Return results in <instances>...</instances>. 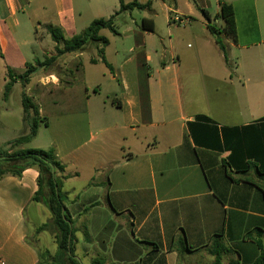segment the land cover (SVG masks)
<instances>
[{"label":"crops","instance_id":"obj_1","mask_svg":"<svg viewBox=\"0 0 264 264\" xmlns=\"http://www.w3.org/2000/svg\"><path fill=\"white\" fill-rule=\"evenodd\" d=\"M124 1L152 5L140 21L131 11L134 27L124 33L101 32L112 71L92 63L95 45L87 58L85 50L84 102L64 101L50 117L39 109L45 123L37 136L10 153L56 150L69 176L64 196H75L67 209L84 234V264H212L217 235L229 250L223 264H253L264 254V0ZM222 3L235 12L236 39L225 42L229 64L209 31L224 25ZM119 10L120 0H0L2 86L8 70L24 74L39 52L56 55L47 26L70 39ZM116 37L133 40L132 48H116ZM38 71L45 86L47 70ZM53 119L66 125L67 139L43 145ZM23 122L21 136L31 130L24 112ZM39 175L30 167L0 178V264L42 262L29 239ZM77 179L84 185L66 191ZM75 254L81 260L76 245Z\"/></svg>","mask_w":264,"mask_h":264},{"label":"trees","instance_id":"obj_2","mask_svg":"<svg viewBox=\"0 0 264 264\" xmlns=\"http://www.w3.org/2000/svg\"><path fill=\"white\" fill-rule=\"evenodd\" d=\"M167 1V0H164ZM152 2L149 1L146 4H140L137 1L126 3L124 0H120V10L108 19L100 18L94 20L84 31L80 34L73 36L70 39H66L63 31L60 28L54 26H47V31L51 35L52 40L57 44L56 55L47 58L44 61H36L33 64H27V70L24 74L17 76L11 70L7 72L8 82L4 88V98L8 99L13 86L16 82L20 81L24 87L29 85L33 75L39 68H45L47 65L51 66L63 55L70 53L83 52L89 45H95L98 53V59H92V63L102 61L112 71V67L109 65L105 58V49L109 45V39L101 35L103 30H109L113 34L117 35L116 30V18L123 12H131L134 10L150 11ZM202 13L206 18L210 20V16L207 11L202 10ZM219 18L224 21V25L219 27L216 24L209 25V31L214 36L216 43L220 49L224 52L225 62L229 64L227 56L226 39H236V21L235 12L232 5L222 3L220 6ZM151 20L144 19L143 26L148 31H153V25L147 24ZM22 105L24 110V119L31 122V130L28 135L21 136L11 143V147L15 148L20 145L31 142L38 134V130L41 123H45L40 118L39 108L33 102V99L23 94ZM36 168L39 171V190L34 196V202L43 203L53 214L52 224L55 225L60 234L57 236V251L52 255L49 251L40 252L42 262L40 264H82L75 254V234L76 228L73 226L74 220L72 219L66 205L63 195L62 187L63 183L69 176H65V164L58 158L56 150L50 148L48 150L43 149H26L17 152L10 153L6 150H0V178L6 175L21 176L22 172L27 168ZM58 173V174H57ZM47 181L51 188V196L46 198L44 196V182ZM50 227V223H46L38 228V232L47 230ZM88 239V237H87ZM32 244V243H31ZM211 254L215 257L213 264H223V254L229 252L225 245L221 242V236L214 237V245ZM50 257V260L43 262L44 258ZM93 264H104L103 260L95 259ZM229 264H241L240 261H231ZM253 264H264V254H262L257 261Z\"/></svg>","mask_w":264,"mask_h":264},{"label":"rangeland","instance_id":"obj_3","mask_svg":"<svg viewBox=\"0 0 264 264\" xmlns=\"http://www.w3.org/2000/svg\"><path fill=\"white\" fill-rule=\"evenodd\" d=\"M114 6V5H113ZM117 6V2H115V7ZM156 9L158 11V20L160 24L163 23L166 13L164 10L163 5L157 4ZM143 15V12L136 11L133 14L134 18H139ZM140 21V18L138 19ZM164 24V23H163ZM133 19L131 16V12H123L116 18V30L119 33H124L130 28H133ZM104 34L109 35L111 34L109 31H105ZM133 43V40L129 38H121L116 37L114 41V45L118 49H125L129 50ZM45 47L48 48V42L44 43ZM92 45H89L86 48L87 54L85 57L87 58L89 55H92ZM82 57L79 54H82ZM136 55V53H135ZM76 56L78 58H76ZM38 57L40 60H46L47 56L42 52L38 53ZM36 57L32 58V63L36 61ZM84 51L72 53L71 55H63L61 56L56 63L51 66H46L43 68L46 71L44 84H37L39 78L41 77V71H37L34 74V79L31 80V83L24 87V85L20 82V85L16 84L13 86L12 92L8 99L4 98V86H2V77L0 75V150L12 151L13 148L11 147V143L18 139L23 134L24 131V122H23V105H22V98L23 94L26 93L29 97L33 99V102L39 107L41 110L44 108L50 115H53L55 111H59L65 107L66 105L62 104L64 101H68L70 99L77 100L80 102H84V78H83V70L82 65H84ZM68 66L70 67L68 69ZM40 69V68H39ZM38 69V70H39ZM42 69V68H41ZM50 72V73H48ZM53 74L55 79L51 78L49 75ZM50 77V78H49ZM25 88V89H24ZM3 97V98H2ZM55 100H59L61 104L57 105L54 104ZM48 117V118H49ZM42 119V118H41ZM28 122V121H27ZM3 124V125H2ZM29 126L31 127V122H28ZM67 127L60 120L53 119L52 120V127L48 131H44L39 140L45 145V143H51L54 139L55 141L63 142V140L67 139ZM24 136V135H23ZM81 136L84 140V132L81 133ZM10 145V146H9ZM58 174V173H57ZM44 196L46 198L51 196V188L48 185V182H44ZM84 185L83 179H77L76 181H72V183H67L65 185V190L69 191L71 194L74 193L72 191L73 188L79 189ZM73 187V188H72ZM63 191V187H62ZM64 195V193H63ZM75 196H67L65 198V205L67 207V203L70 199H74ZM84 196H80V201L83 202ZM38 203V209H33L30 212V223L32 226L31 229V236L30 242L32 244H36L42 250V252H46L50 250L54 252L57 248V236L60 234L59 229L52 224L53 214L51 211L40 202ZM35 215L36 219L31 216ZM46 223H50V227L47 230L38 232V228ZM73 226L76 228L75 234V245L77 249V253L79 254L82 263L84 264V254H83V242H84V234L78 229H82L79 226V222H75ZM49 251V252H50ZM54 255L55 253H51ZM100 260H103L99 258ZM50 260V257L44 258L43 262ZM197 264H211L210 262H198L195 261ZM214 263V262H213ZM212 263V264H213ZM87 264V263H85ZM191 264V263H189ZM194 264V263H193Z\"/></svg>","mask_w":264,"mask_h":264},{"label":"clouds","instance_id":"obj_4","mask_svg":"<svg viewBox=\"0 0 264 264\" xmlns=\"http://www.w3.org/2000/svg\"><path fill=\"white\" fill-rule=\"evenodd\" d=\"M53 79H55V78H53Z\"/></svg>","mask_w":264,"mask_h":264}]
</instances>
